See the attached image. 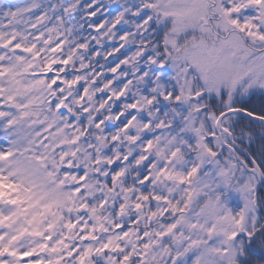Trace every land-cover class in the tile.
<instances>
[{
    "label": "snow or ice",
    "instance_id": "6c2138e0",
    "mask_svg": "<svg viewBox=\"0 0 264 264\" xmlns=\"http://www.w3.org/2000/svg\"><path fill=\"white\" fill-rule=\"evenodd\" d=\"M0 264H264V0H0Z\"/></svg>",
    "mask_w": 264,
    "mask_h": 264
}]
</instances>
